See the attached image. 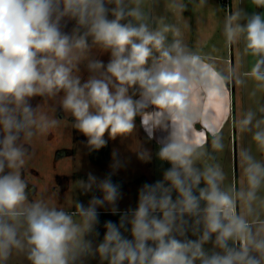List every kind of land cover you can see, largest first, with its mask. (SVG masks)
Returning <instances> with one entry per match:
<instances>
[{"label": "clouds", "instance_id": "clouds-1", "mask_svg": "<svg viewBox=\"0 0 264 264\" xmlns=\"http://www.w3.org/2000/svg\"><path fill=\"white\" fill-rule=\"evenodd\" d=\"M241 2L223 10L222 35L252 60L245 71H224L185 40L188 4L204 10L208 0H0V264H264V12ZM251 3L264 9V0ZM249 82L253 106L234 113L225 105L233 131L250 137L233 146L232 181L220 161L223 131L204 103ZM45 104L71 117L89 153L136 136L139 118L170 167L141 185L134 209L119 208L123 186L113 177L126 162L116 149L103 178L88 172L75 182L91 194L87 204L73 200L65 210L53 202L58 192L30 199L31 142L60 124ZM132 151L153 159L140 142ZM101 208L119 221H104L94 246L86 237L100 236Z\"/></svg>", "mask_w": 264, "mask_h": 264}, {"label": "rangeland", "instance_id": "rangeland-1", "mask_svg": "<svg viewBox=\"0 0 264 264\" xmlns=\"http://www.w3.org/2000/svg\"><path fill=\"white\" fill-rule=\"evenodd\" d=\"M237 2L238 0H208L209 8L204 10L193 9V5L189 3L188 10L183 13V17L190 25V29L185 32V40L198 51L211 56L216 67L224 71H227L232 65H236L238 71H245L250 67L252 60L250 56L242 54L241 45L227 46L222 35L223 10L230 9ZM240 7L248 13L264 12V9L255 8L251 0H242ZM212 8H219L221 11L212 15ZM155 13L157 15L165 14L162 3L160 7L156 8ZM198 15L199 23H197ZM74 23V21L68 22L65 30L70 31ZM96 55L97 58L107 63L108 54L97 53ZM81 72L86 79L88 72L84 65H81ZM251 87V82L247 87L233 86L229 89V94L225 99L209 97L204 103V108L211 109L214 113L215 123L223 131L226 148L220 155V161L225 172L229 174V180L232 181L239 180V167L238 162L234 159L233 146L247 144L250 137L241 136L238 131H233L231 120L225 111V105L230 104L234 113H239L245 107L253 106L252 98L248 94ZM41 102L40 97L31 101L33 106ZM43 110L47 111L50 117L59 118L60 124L31 142L33 155L25 171V177L28 179L30 187H35V192L30 195V199L38 198L40 195L51 196L53 192H58L59 198L54 199L53 202L65 210L72 209L73 200H80L87 204L91 194L82 195L75 182L81 178L86 179L88 172L103 178L110 171L111 152L116 149L126 162V167L116 175L121 181L124 194L123 199L119 201V208L121 211L129 208L134 209L137 205L138 189L141 185L145 182L154 183L156 180L162 179L163 171L170 167L169 164L161 162L156 157L157 142L147 140L143 129L139 127V118L136 121L137 135L133 134L132 138L126 140L120 138L114 141L109 140L106 162L98 164L89 158L88 149L81 143L85 137L73 128L71 117L68 114L60 111L55 112L48 104H45ZM159 135L161 133H157V136ZM139 142L151 150L153 154L151 162L139 161L132 151ZM101 155L98 156L102 157ZM96 194L100 195L99 192ZM101 211L108 210L101 208L99 212ZM116 216L119 218L118 215ZM124 235L131 239L130 232H125ZM189 236L191 237L190 233ZM191 238L195 239V237ZM86 239L92 240L94 246L102 240L94 235H89ZM205 247L210 249L211 244L205 245ZM10 264H27V261L23 258H13ZM85 264H100V261L98 257L88 258Z\"/></svg>", "mask_w": 264, "mask_h": 264}, {"label": "trees", "instance_id": "trees-1", "mask_svg": "<svg viewBox=\"0 0 264 264\" xmlns=\"http://www.w3.org/2000/svg\"><path fill=\"white\" fill-rule=\"evenodd\" d=\"M199 127V125H197ZM102 154V157H99L98 155ZM108 157V148L105 147L101 149L98 152L89 153V158L98 164H102L106 162V159ZM115 182L121 183L120 179H118L116 176L113 177ZM106 220H111L113 222H118L119 218L116 215H111L109 211H101L100 212V224L97 226V230L100 232V236L98 238H103V234L105 232V229L103 227V222ZM94 235V234H93Z\"/></svg>", "mask_w": 264, "mask_h": 264}, {"label": "flooded vegetation", "instance_id": "flooded-vegetation-1", "mask_svg": "<svg viewBox=\"0 0 264 264\" xmlns=\"http://www.w3.org/2000/svg\"><path fill=\"white\" fill-rule=\"evenodd\" d=\"M137 120H138V118H137Z\"/></svg>", "mask_w": 264, "mask_h": 264}]
</instances>
